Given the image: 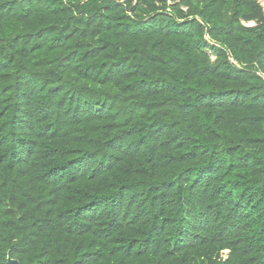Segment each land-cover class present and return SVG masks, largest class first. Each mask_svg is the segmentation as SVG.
Returning <instances> with one entry per match:
<instances>
[{
  "label": "trees",
  "instance_id": "16d2710c",
  "mask_svg": "<svg viewBox=\"0 0 264 264\" xmlns=\"http://www.w3.org/2000/svg\"><path fill=\"white\" fill-rule=\"evenodd\" d=\"M9 254L264 264L259 0H0Z\"/></svg>",
  "mask_w": 264,
  "mask_h": 264
},
{
  "label": "water",
  "instance_id": "95a60500",
  "mask_svg": "<svg viewBox=\"0 0 264 264\" xmlns=\"http://www.w3.org/2000/svg\"><path fill=\"white\" fill-rule=\"evenodd\" d=\"M8 261H9L10 264H20V261L17 260V259L12 258L10 254H9V257H8Z\"/></svg>",
  "mask_w": 264,
  "mask_h": 264
},
{
  "label": "rangeland",
  "instance_id": "374dc122",
  "mask_svg": "<svg viewBox=\"0 0 264 264\" xmlns=\"http://www.w3.org/2000/svg\"><path fill=\"white\" fill-rule=\"evenodd\" d=\"M260 2L263 4L264 3V1L263 0H260ZM248 24H254V22H251V23H248Z\"/></svg>",
  "mask_w": 264,
  "mask_h": 264
},
{
  "label": "built area",
  "instance_id": "2783aa9c",
  "mask_svg": "<svg viewBox=\"0 0 264 264\" xmlns=\"http://www.w3.org/2000/svg\"><path fill=\"white\" fill-rule=\"evenodd\" d=\"M259 1H260V0H259ZM263 1H264V0H263ZM170 2H171V1H170ZM260 3H261V2H260ZM261 5H262V6H263V8H264V3H263V4L261 3ZM249 23H250V22H249ZM246 24H248V23H246ZM250 25H251V24H250Z\"/></svg>",
  "mask_w": 264,
  "mask_h": 264
}]
</instances>
